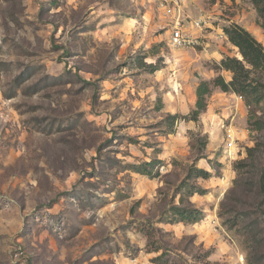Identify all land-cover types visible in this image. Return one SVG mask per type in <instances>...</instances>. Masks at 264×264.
Here are the masks:
<instances>
[{
  "label": "rangeland",
  "instance_id": "rangeland-1",
  "mask_svg": "<svg viewBox=\"0 0 264 264\" xmlns=\"http://www.w3.org/2000/svg\"><path fill=\"white\" fill-rule=\"evenodd\" d=\"M188 12L214 28L175 49L150 0H0V264H264V102L213 88L183 119L241 59L219 30H264L249 0Z\"/></svg>",
  "mask_w": 264,
  "mask_h": 264
},
{
  "label": "trees",
  "instance_id": "trees-1",
  "mask_svg": "<svg viewBox=\"0 0 264 264\" xmlns=\"http://www.w3.org/2000/svg\"><path fill=\"white\" fill-rule=\"evenodd\" d=\"M216 1V0H214ZM234 1V0H231ZM256 8L259 16V25L264 30V0H249ZM225 35L229 42L235 46L241 59L235 57H227L223 59L218 69L227 71L232 74V80L226 81L223 76H218L212 83L203 82L197 88V102L195 109L184 120H191L197 122L202 113L207 109V98L212 94L213 88H218L224 93H233L240 95L245 99L247 106H258L264 102V46L259 42L254 35L247 29L233 24L224 29ZM157 69H154L156 71ZM177 119V116L171 118ZM252 149L250 152L252 153ZM155 163H146L142 166H130L134 173L151 176L152 172L149 167H154ZM197 171V170H195ZM259 185L261 193L264 195V168L260 173ZM188 184L183 183L181 188L185 192H181L182 201L194 197L196 194L206 195V190L188 189ZM172 217L168 222H181L184 224L196 223L201 212L196 209H188L183 206H175L172 209ZM167 257V253L162 254L157 260H163ZM167 261L159 262V264H167Z\"/></svg>",
  "mask_w": 264,
  "mask_h": 264
},
{
  "label": "built area",
  "instance_id": "built-area-1",
  "mask_svg": "<svg viewBox=\"0 0 264 264\" xmlns=\"http://www.w3.org/2000/svg\"><path fill=\"white\" fill-rule=\"evenodd\" d=\"M168 21V45L175 49L195 48L203 43L205 33L214 28L211 17L201 12L191 16L189 0H150ZM219 37L226 38L219 30Z\"/></svg>",
  "mask_w": 264,
  "mask_h": 264
},
{
  "label": "crops",
  "instance_id": "crops-1",
  "mask_svg": "<svg viewBox=\"0 0 264 264\" xmlns=\"http://www.w3.org/2000/svg\"><path fill=\"white\" fill-rule=\"evenodd\" d=\"M229 1H231V0H229Z\"/></svg>",
  "mask_w": 264,
  "mask_h": 264
}]
</instances>
